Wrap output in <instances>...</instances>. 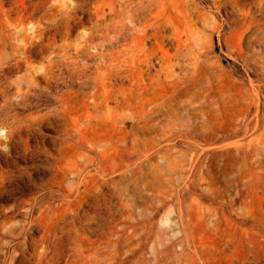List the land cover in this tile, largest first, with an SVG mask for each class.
Listing matches in <instances>:
<instances>
[{
  "label": "rangeland",
  "instance_id": "1",
  "mask_svg": "<svg viewBox=\"0 0 264 264\" xmlns=\"http://www.w3.org/2000/svg\"><path fill=\"white\" fill-rule=\"evenodd\" d=\"M193 3L194 19L186 15L183 0H50L49 12H41L33 0H0V80L8 81L7 97L0 87V109L6 99L22 100L20 87L23 94L39 93L25 107L21 103L10 114L0 112V171L11 167L9 181L0 183V264H19L21 254L25 260L31 256L29 239L39 241L37 251L50 247L48 255L65 250L59 264H67L79 247L88 258L102 252L106 231L114 264H156L161 249L178 264L176 235L187 251L204 259L218 255L227 238L238 242L242 213L264 222V169L257 173L264 153L255 149L264 140V103L257 109L243 100L256 76L219 44L214 25L227 21L232 4L219 10L213 0ZM209 39L226 80L220 86L213 78L207 83V62H202L195 84L177 82L175 77L183 75L174 68L177 53L198 58ZM124 60L130 62L125 83ZM77 66L86 75L76 72ZM32 70L41 80L35 88L26 82ZM84 80L85 85L76 84ZM260 96L264 100V89ZM156 107L161 111L151 112ZM32 118L39 121L37 129L22 131L16 152L6 158L9 126ZM86 154L95 161L83 165V176L99 168L118 181L122 166H128L124 195L104 189L110 213L104 203L95 212L88 197L92 190L72 203L60 187L58 165L83 162ZM173 177L175 186L164 196ZM182 219L194 241L191 248ZM30 222L35 227L26 231ZM12 224L14 233L7 232ZM201 242L204 249L197 247Z\"/></svg>",
  "mask_w": 264,
  "mask_h": 264
},
{
  "label": "bare ground",
  "instance_id": "2",
  "mask_svg": "<svg viewBox=\"0 0 264 264\" xmlns=\"http://www.w3.org/2000/svg\"><path fill=\"white\" fill-rule=\"evenodd\" d=\"M33 1H37V3L40 4V10L42 9L41 12L43 10H46L47 12H49V10L51 9L52 4L48 5L50 0H33ZM59 1L60 0H58V2ZM183 1H184V5H185L186 15L189 16L190 18L194 19L197 15H196V6L194 5L193 0H183ZM201 1H205V0H201ZM213 1H214V3L217 4L216 7L219 10H221L223 8H228L229 4H232V9L230 11H227L229 18L227 19V21L220 22V23L216 21L214 27L218 31L217 30H215V31L218 32L219 44L222 47V49L224 50L226 47V50H224V52L227 55L231 56L235 61L239 62V64L242 63V65L245 67L244 69H246L247 72H249L250 74L252 73L256 76L255 79L251 80L253 90L246 88L243 91V100H245L246 103H248L249 107H250V105L252 106L254 104V105H256L257 109H261V105L264 103V100H262V98L260 96L261 91H263V89H264V0H243V1L213 0ZM129 2L132 3L133 0H129ZM141 2L143 3V0H141ZM212 17H213V19H215L214 16H212ZM227 28L230 29L229 33L226 30ZM210 41L211 40L209 39V40H207V42H204L203 45L207 44V45H205V46H207V48L200 52V55L198 56V58L195 56L190 57V58L189 57L181 58V56L185 55V53L183 51H180L177 53L178 60L174 63V68L177 67L179 69H182L181 74L183 73V75L179 74L175 77V80L177 82L186 83V84L187 83L195 84L196 79H197L196 78L197 72L202 71V69H203L202 62H207V74L209 75L207 77V83L209 82L211 84V82H214V80L217 79L218 85H219L226 80L222 65L220 63V61H221L220 57L218 55L211 53V51L214 47V44L211 43ZM243 41H246V45H243ZM184 42H185V38H184ZM204 56H206V58H203ZM1 58H2V54H1ZM195 58H197V59H195ZM182 59L184 61L186 60L185 63L182 62ZM124 61L125 62L123 64V66L120 68L121 74H122L121 80L123 83H125V81L127 80V78H128L127 72L130 69V62L128 60H124ZM232 66H233V69H235V70L239 69V66L236 62ZM83 69L84 68H80V66H77V67H75L74 70H76V72L78 71V73L82 72V75H86V71ZM32 73L34 75H32L30 77V75ZM32 73H30V75L28 74L30 78H28L26 80V82L28 81V83L31 82L32 84H35V86H33L35 88L36 86L39 85L41 80L38 77L39 76L38 73H37L38 76L36 73L33 72V70H32ZM171 76H174V74H172ZM57 78L61 79L60 75ZM212 78L214 80H212ZM59 79H57V81ZM16 83H18V82H16ZM84 83H85V80L77 82L76 84H78L81 87V86L85 85ZM19 85L21 86V84H19ZM1 86L4 87L1 89L3 95L7 97V92H8V81H7V79L0 80V87ZM207 87H209V86H207ZM18 91H19L18 95L22 96V100L13 101L12 98L6 99L5 103L1 106L0 112L10 114V111H11L13 105L19 106L22 103L23 107H25L27 105L26 100H29L30 97H36L39 95V93L37 91H32V92L29 91V92L23 94L21 87ZM66 96H68V95H66ZM228 96H233V95H226L225 98H228ZM57 109H58V111L55 114H59V111L62 108L58 107V108H56V110ZM159 111H161L160 107H156L151 112H155V113L157 112L158 113ZM112 119H114V118H112ZM48 120L50 121V119H48ZM22 121H24V120H20V123L17 125L11 124L9 126L10 127L9 131H10V135L12 137V140L10 142L11 145H9L7 147L8 149L4 152V153H6V158H8V159L12 157V154L14 152H16L15 151V149L17 150L16 144L22 138V134H23L22 131L23 132L24 131L32 132V130L37 129L36 124H39V121L38 122L34 121L33 118L26 125L22 124L21 123ZM1 134H2V131L0 130V135ZM3 135H4V133H3ZM34 136H35V134H34ZM8 143H9V141H8ZM256 144H258V146L255 147V149H258L260 151V153L263 154L264 153V140L260 141L259 143H256ZM19 148H20V146H19ZM31 150H32V148H31ZM23 151L25 154H27V152H28L27 149H25ZM48 151H50V150H48ZM25 154H23V157L24 156L27 157ZM20 155H21V153H20ZM84 157H86V160L83 162L76 160V161H74V163H72L73 161L72 162L70 161L71 164H74V165L69 164V166H66V167H63L62 165H58L59 170L62 173L61 181H60V187L68 195L73 197V199L71 200L72 203H75L76 201H78V199L81 197L82 192H89V190H92L91 193H88V195H89L88 197H90L92 200V201H90V203L94 207L95 212H96V208L100 207V205L102 203H104V204H106L107 211L110 213L112 211V207L110 204L111 199H110V197H106V193H105L104 189L106 187L108 189V194H110V195H111V193L115 194L118 192H120L121 195L122 194L124 195L126 192V188H127V176L129 173L128 166L127 167L122 166L121 172H120L121 178L118 181H115L114 176H108L109 171L105 172V170H100L99 168H96L95 173L86 174L83 176V171H84L83 165L88 166L89 164H91L95 161V158L90 156V155L86 154ZM9 163L11 166V162H9ZM257 168H259L257 170V173H260L261 170L264 169V162L261 161L260 164H258ZM10 171H11V167L8 169L4 168V169H2V171H0L1 172L0 183H6L9 181V179L11 177ZM23 175H26V174H23ZM176 180H177L176 177H173V179H171L168 182L169 183L168 186L162 192V194L164 196H168L171 194V191H172L173 187L175 186ZM241 194L243 195V191ZM239 196L242 197L241 195H239ZM101 199H104L105 202H101ZM237 200H239V199H237ZM231 201H232L231 199H228V201H227L228 205L231 204ZM242 201H244V200L242 199ZM237 203H238V201H237ZM245 203H247V202H245ZM34 204L35 203H33V202L30 203L29 210H31V211L28 212L30 215L32 214V211L34 210ZM24 205H26V204H24ZM75 213H78V211L75 210ZM43 215H44V212L41 214V217ZM240 216H241L242 225L240 227L238 242H237V239L235 240V236H233V237L227 238L225 240V242L221 244V245H223V247L219 250V252H220L219 254L220 255L224 254V257L220 256L218 258V256H219V254H218V255H215L214 257L213 256L205 257L204 259L200 258V256H199V258H197L191 251L186 250V247L183 244V239L180 238V234L176 235V238L174 239V241L181 245V248H178L179 249V251H178V264H264V222H256L255 216H253V213L247 214L246 212H244ZM8 223H9V221H6L5 225L7 226ZM99 223H102V222L100 221ZM247 223H250V225L247 226ZM33 225H34V223L30 222V226L28 228H25V230L29 231L30 229L35 227ZM182 227H183L182 233L184 234V236L186 238V243H187L188 247L191 248L194 241H193L192 237H189L188 227L185 225L183 219H182ZM7 229H8L7 232L14 233V231H15L14 230V224H12V226L10 228H7ZM21 232L22 231H20V233ZM23 232H24V230H23ZM105 233H106V242L103 244L102 252L97 253L95 255H92L93 254L92 253L88 258H85V257H83V253L80 252V247L77 248L76 250L72 249V252L69 255V258L67 260V264H114V262L112 260V241H111L110 231H108V232L106 231ZM15 234H17V233H15ZM56 234H57V232H56ZM193 234H194V232H193ZM63 237H67V236L64 235ZM63 237H62V239H64ZM54 238H55V236H54ZM59 238H60V235H59ZM62 239H60L61 242H62ZM44 241H46L45 238H43V240L41 242H44ZM23 242L26 243L24 240H23ZM28 242L30 243V244L29 243L28 244L30 245V247L34 253L31 256H29L28 258L26 257L27 258L26 260L24 258L25 255L22 258L21 257L22 254L20 253L21 255L19 258L21 259L22 262H20L19 264H26L27 260L31 264L32 260L36 257V254H37L38 259H37V262L35 264H59V262L62 260L60 255L62 253H64L65 250H59L56 252L54 251L53 255H51V254L48 255L50 247H48L47 245L46 246L44 245L41 251L40 250L37 251L39 249L38 248L39 241L34 242L32 239L31 240L29 239ZM47 242H49V241H47ZM55 242H57V240ZM211 244L213 245V242ZM60 245L63 246V244H60ZM204 246H205V243L201 242L197 247L199 249H204ZM0 248L1 249L3 248L2 243L0 244ZM98 249H97V251H98ZM227 249L231 250V252L226 254ZM92 250H90V251H92ZM16 256H17V254H16ZM72 256H75L76 259H72ZM12 259H14V258H12ZM12 263H13V261H12ZM156 264H172L171 261L169 262V260L167 258L166 249L160 250L159 260L157 261Z\"/></svg>",
  "mask_w": 264,
  "mask_h": 264
}]
</instances>
